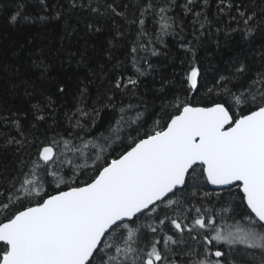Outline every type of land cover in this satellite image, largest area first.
Instances as JSON below:
<instances>
[{"label":"trees","instance_id":"trees-1","mask_svg":"<svg viewBox=\"0 0 264 264\" xmlns=\"http://www.w3.org/2000/svg\"><path fill=\"white\" fill-rule=\"evenodd\" d=\"M144 2L76 0L72 7L70 0H0V192L6 193L13 183L19 186L46 144L54 146L60 159L82 165L84 159L68 149L81 147L83 141L107 145V137L112 141L108 158L117 156L126 150L129 136L138 132L142 136L155 121L166 126L177 114L172 107L177 98L200 106L223 103L233 114L241 110L232 94L254 89L252 81L264 76V0H207L206 5L204 0H193V11L187 14L181 7L187 0H173L175 6L168 13L174 17L173 29L160 38L158 18L151 12L140 16ZM110 4L124 15L113 14ZM17 8L22 15L11 21ZM195 12L201 15L196 17ZM249 16L252 19L245 24ZM192 66L199 70L196 89L186 79ZM129 78L137 79L135 87L127 84ZM117 80L123 82L120 88L115 87ZM138 113L143 115L128 127ZM121 116L124 124L117 131ZM89 150L95 151L92 144ZM37 171L48 193H55L53 178ZM88 172L79 179L85 180ZM59 174L68 179L71 168L65 165ZM175 198L181 201L179 206L161 205L157 214L141 217V222L157 227L161 248L164 233L183 240L170 244L168 258L177 264H188L197 258L195 253L203 252V237L197 231L206 230L189 233L185 228L179 233L170 220L159 225V219L178 213L182 223L191 225L196 208L208 209L211 215V209L226 203L235 208L229 225L247 214L237 207L242 194L236 186L216 190L192 176ZM21 203L27 206L28 201ZM19 207L0 212V220ZM216 222L220 223L219 217ZM142 231L152 238L148 228Z\"/></svg>","mask_w":264,"mask_h":264},{"label":"snow or ice","instance_id":"snow-or-ice-1","mask_svg":"<svg viewBox=\"0 0 264 264\" xmlns=\"http://www.w3.org/2000/svg\"><path fill=\"white\" fill-rule=\"evenodd\" d=\"M70 4L76 7V0H70ZM192 5L193 0L181 5L185 14L193 11ZM174 6L173 0H145L141 7V17L151 12L158 18V38L173 29L174 17L168 13ZM108 8L115 15H124L116 6L110 4ZM21 15L17 8L10 20L16 21ZM194 15L199 17L201 13ZM250 19L252 16L245 24ZM139 24L143 29L145 20L141 18ZM136 71L144 74L139 68ZM198 77V68L192 66L186 76L192 89L197 88ZM122 83L117 80L115 87L120 88ZM137 83V79L127 80L134 87ZM252 85L254 89L232 94L235 106L241 109L236 114L223 103L194 107L186 99L177 98L172 105L177 114L171 115L166 126L155 121L142 136L139 132L129 136L126 150L111 159L108 149L112 141L107 137V145L83 141L81 147L68 149L84 159L82 165L60 159L53 145L40 148L38 160L23 174L19 186L13 183L6 193L0 192L4 197L0 212L8 213L20 205L0 220V264H96L98 258L99 264H177L168 258L170 244L183 240L164 233L161 248L157 227L143 224L141 217L157 214L161 205L167 209L179 206L176 192L187 186L190 176L211 185L235 184L243 194L237 207L247 214L229 225L235 208L226 203L219 210L211 209V215L208 209L196 208L191 225L182 223L178 213L159 219V225L170 220L179 233L185 228L189 233L206 230L197 231L203 237V252L195 253L197 258L188 264H264V76H258ZM142 115L138 113L128 127ZM123 124L121 116L117 131ZM90 144L94 152L89 150ZM65 165L72 171L68 179L59 174V168ZM37 169L53 178L54 194L48 193ZM85 172L87 178L81 181L79 177ZM24 200L27 206L21 203ZM145 227L152 233L151 239L142 231Z\"/></svg>","mask_w":264,"mask_h":264},{"label":"water","instance_id":"water-1","mask_svg":"<svg viewBox=\"0 0 264 264\" xmlns=\"http://www.w3.org/2000/svg\"><path fill=\"white\" fill-rule=\"evenodd\" d=\"M199 78V77H198ZM197 85H198V83H197ZM192 106H194V107H196V106H199V107H210V106H212V105H210V106H200V105H192ZM209 186L211 187V188H213V189H216V190H222V189H225V188H229V187H233V186H235V184H233V185H223V186H218V185H211V184H209ZM184 186H181V188H183ZM66 190V189H65ZM54 194V193H53ZM242 194V193H241ZM243 195V194H242Z\"/></svg>","mask_w":264,"mask_h":264}]
</instances>
